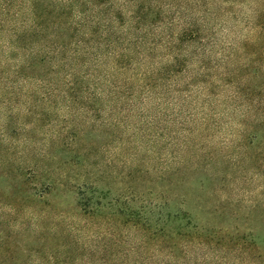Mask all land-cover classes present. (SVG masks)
Wrapping results in <instances>:
<instances>
[{
  "label": "rangeland",
  "instance_id": "374dc122",
  "mask_svg": "<svg viewBox=\"0 0 264 264\" xmlns=\"http://www.w3.org/2000/svg\"><path fill=\"white\" fill-rule=\"evenodd\" d=\"M165 4L170 14L180 9L177 1ZM182 4L205 14L204 35L221 42L212 64L207 61L211 74L221 59L231 63L206 105L222 115L209 116L204 126V113L198 123L170 116L177 108L166 106L179 95L167 90L189 75L161 82L164 100L156 95L143 107L145 115L125 120L112 113V102L0 100V264H264V101L248 108L239 96L230 104L235 91L264 85L247 68L264 49V37L253 32L255 12L264 25V0ZM247 39L245 53L228 60ZM162 56L166 63L164 49L154 63ZM182 123L192 130L185 132ZM44 168L51 178L41 174ZM58 178L65 186L47 193L48 181ZM22 181V189L15 188ZM36 188L47 191L37 206L54 210L42 221L32 212ZM183 195L197 227L167 221L171 236L156 235L164 227V200L173 213ZM180 232L193 242L174 250ZM240 251L245 261H238Z\"/></svg>",
  "mask_w": 264,
  "mask_h": 264
},
{
  "label": "trees",
  "instance_id": "16d2710c",
  "mask_svg": "<svg viewBox=\"0 0 264 264\" xmlns=\"http://www.w3.org/2000/svg\"><path fill=\"white\" fill-rule=\"evenodd\" d=\"M171 1L179 3L177 13H169L171 5L166 6V0H0V100L3 103L69 101L74 105L78 102H112V113L125 120L136 113L145 115L147 110L143 107L156 95L161 96V102L164 100V91H159L161 82L170 77L189 75L181 87H169L167 92L179 96L166 108L174 105L177 110L172 109L170 116L185 117L190 123H198V114L204 113L206 115L201 120L204 126L209 116L222 115L221 109L209 107L207 110L206 105L219 91L221 84L218 82L226 81L231 63L221 59L215 65L216 74H211L207 61L212 64L213 49L221 42L213 35H204L203 25L209 26L205 14L199 15L190 8L182 9V2L193 1L199 5L206 0ZM217 1L220 5L235 2ZM212 8L211 5L208 9L206 7L205 13ZM214 15L210 13L209 16ZM261 18L262 13H254L255 31H252L264 37ZM249 40L242 41L227 57L228 60L235 59L238 53H245V47L251 43ZM192 46L197 48L191 51ZM162 49L168 61L163 63L165 56H162L159 63H154V56ZM247 61V68L262 79L260 83H264V49ZM239 96L251 108L257 100L264 101V85L235 91L230 104H235ZM138 105L139 111H136ZM156 109L161 114L162 107ZM90 111L99 112L97 109ZM119 124L121 122H115V125ZM182 126L185 132L192 130L185 123ZM11 170L9 165L8 173ZM41 174L49 179L51 169L44 168ZM23 184L22 181L21 186L15 188L22 189ZM63 186V179L58 178L48 181V192L35 189L32 212L41 221L54 210H42L37 205L44 202L47 193L55 195ZM187 202L186 195L180 196V206L176 212L170 213L167 212L169 198L164 200V227L156 235L171 236L167 232L168 222L185 220L188 226L197 227L193 224V213L185 210ZM130 222L139 225V220ZM147 224L151 227L150 219ZM174 238L178 239L171 247L174 250L182 245L188 248L189 242H193L192 236L181 232ZM243 254L245 252L240 251L238 261H245L241 258Z\"/></svg>",
  "mask_w": 264,
  "mask_h": 264
}]
</instances>
